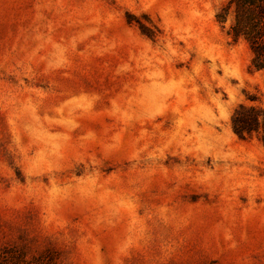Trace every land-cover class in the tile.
<instances>
[{"label": "rangeland", "instance_id": "obj_1", "mask_svg": "<svg viewBox=\"0 0 264 264\" xmlns=\"http://www.w3.org/2000/svg\"><path fill=\"white\" fill-rule=\"evenodd\" d=\"M227 0H0V247L56 264H264V73Z\"/></svg>", "mask_w": 264, "mask_h": 264}, {"label": "trees", "instance_id": "obj_2", "mask_svg": "<svg viewBox=\"0 0 264 264\" xmlns=\"http://www.w3.org/2000/svg\"><path fill=\"white\" fill-rule=\"evenodd\" d=\"M231 15L227 34L233 40L242 38L247 43L251 58L249 68L264 73V0H227L216 13L219 21ZM229 124L240 137L255 135L264 145V109L255 104H238L232 111ZM48 253L28 258L14 246L0 247V264H56Z\"/></svg>", "mask_w": 264, "mask_h": 264}]
</instances>
